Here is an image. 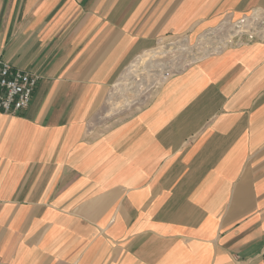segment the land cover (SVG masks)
<instances>
[{
	"label": "crops",
	"instance_id": "obj_1",
	"mask_svg": "<svg viewBox=\"0 0 264 264\" xmlns=\"http://www.w3.org/2000/svg\"><path fill=\"white\" fill-rule=\"evenodd\" d=\"M253 17L264 0H0V56L38 77L0 113V264H264V40L207 49ZM180 37L192 61L109 115Z\"/></svg>",
	"mask_w": 264,
	"mask_h": 264
},
{
	"label": "rangeland",
	"instance_id": "obj_2",
	"mask_svg": "<svg viewBox=\"0 0 264 264\" xmlns=\"http://www.w3.org/2000/svg\"><path fill=\"white\" fill-rule=\"evenodd\" d=\"M234 24L229 25L228 28L226 27L223 28V30H219V32L215 33L214 35L207 34L209 38L208 41H210V44L207 45V49L218 50L227 44H244V42H242V39L238 37L239 28H236ZM256 38L257 39L253 41L261 40L259 34H257ZM185 39V37H180L177 39H173L174 41L159 43L153 49H149L142 55H140L133 65L127 66L123 73H125L127 75V79H129L130 74L133 76V78L134 76L136 77L138 71L137 66L140 65L138 63V60H168V64L164 68H162L161 72H159L158 79L160 80L156 81L150 79L149 85L147 86L142 83L140 84L141 81L139 82L138 80L137 82H134L133 85H130L129 80H125V77L124 80H120V83L122 85H120L119 88H122L120 90H124L125 96H122L119 99L115 98L111 100L110 107L112 110L110 111L109 115L114 113L113 110L125 108L127 104L129 107H139L142 103L148 100L153 90L161 80L168 78L169 76L177 72V70H180L188 65L192 61L191 59L195 52L197 55V50L196 47L194 48V45L192 43L187 42ZM211 39H213L214 41H211ZM142 68H144V66L140 67V70ZM149 71L150 70L147 71L146 69L142 70L144 78L148 75ZM129 100L134 101L131 103H127V101Z\"/></svg>",
	"mask_w": 264,
	"mask_h": 264
},
{
	"label": "built area",
	"instance_id": "obj_3",
	"mask_svg": "<svg viewBox=\"0 0 264 264\" xmlns=\"http://www.w3.org/2000/svg\"><path fill=\"white\" fill-rule=\"evenodd\" d=\"M242 42L253 41L257 34L264 40V18H242L235 24ZM38 77L12 66L0 56V113L16 115L27 108Z\"/></svg>",
	"mask_w": 264,
	"mask_h": 264
}]
</instances>
